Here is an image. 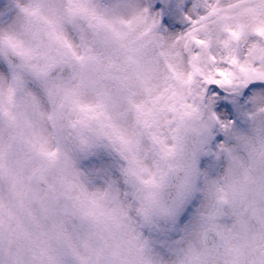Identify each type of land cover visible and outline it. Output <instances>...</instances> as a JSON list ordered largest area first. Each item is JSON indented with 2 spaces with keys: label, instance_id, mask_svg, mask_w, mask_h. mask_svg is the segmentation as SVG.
<instances>
[{
  "label": "clouds",
  "instance_id": "clouds-1",
  "mask_svg": "<svg viewBox=\"0 0 264 264\" xmlns=\"http://www.w3.org/2000/svg\"><path fill=\"white\" fill-rule=\"evenodd\" d=\"M254 84L264 0H0V264H264Z\"/></svg>",
  "mask_w": 264,
  "mask_h": 264
},
{
  "label": "rangeland",
  "instance_id": "rangeland-1",
  "mask_svg": "<svg viewBox=\"0 0 264 264\" xmlns=\"http://www.w3.org/2000/svg\"><path fill=\"white\" fill-rule=\"evenodd\" d=\"M160 7H163V5H158ZM166 23L168 24V26L173 29V30H178L180 28H175L174 25L178 24L179 22L170 18V17H166ZM209 94L213 95L215 97V101H214V109L217 111H220L222 109L224 110H229L231 112V102L230 100L235 98V94L230 93L229 91H227L225 88L223 87H219L217 85H211L209 86ZM238 99V98H236ZM244 99V98H243ZM243 99L241 100H236L234 102V105L236 106V108L238 109V112H240V108H241V104L243 103ZM231 116H232V112H231ZM234 118V116H233ZM192 209H189V212H191ZM188 218V213L185 214V216L183 217V219H187Z\"/></svg>",
  "mask_w": 264,
  "mask_h": 264
},
{
  "label": "snow or ice",
  "instance_id": "snow-or-ice-1",
  "mask_svg": "<svg viewBox=\"0 0 264 264\" xmlns=\"http://www.w3.org/2000/svg\"><path fill=\"white\" fill-rule=\"evenodd\" d=\"M210 83L223 84V83H226V81H221V80L217 79L215 81H210Z\"/></svg>",
  "mask_w": 264,
  "mask_h": 264
},
{
  "label": "bare ground",
  "instance_id": "bare-ground-1",
  "mask_svg": "<svg viewBox=\"0 0 264 264\" xmlns=\"http://www.w3.org/2000/svg\"><path fill=\"white\" fill-rule=\"evenodd\" d=\"M250 91H252V90H250Z\"/></svg>",
  "mask_w": 264,
  "mask_h": 264
}]
</instances>
